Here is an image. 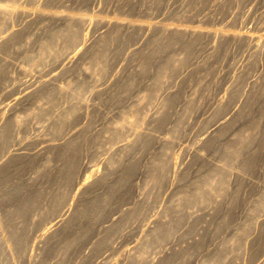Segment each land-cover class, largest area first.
Listing matches in <instances>:
<instances>
[{
    "label": "rangeland",
    "instance_id": "rangeland-1",
    "mask_svg": "<svg viewBox=\"0 0 264 264\" xmlns=\"http://www.w3.org/2000/svg\"><path fill=\"white\" fill-rule=\"evenodd\" d=\"M0 9V264H264V0Z\"/></svg>",
    "mask_w": 264,
    "mask_h": 264
},
{
    "label": "bare ground",
    "instance_id": "bare-ground-1",
    "mask_svg": "<svg viewBox=\"0 0 264 264\" xmlns=\"http://www.w3.org/2000/svg\"><path fill=\"white\" fill-rule=\"evenodd\" d=\"M8 6H9L8 11H11L10 14L12 15V12H14V7H13L12 5H10V4H9ZM0 10H1V9H0ZM20 10H22V9H20ZM5 12H6V11H5ZM11 15H10V16H11ZM2 16H3V15H2ZM12 18H13V17H12ZM4 19H5V17H4ZM9 22H10V21H9ZM27 22H28V21H27ZM1 23H2V22H1ZM5 23H6V22H5ZM7 24H8V23H7ZM80 24H81V23H80ZM73 25H74V24H73ZM11 26H12V25H11ZM72 27H73V26H72ZM72 27H71V28H72ZM68 28H69V27H68ZM71 28H70V29H71ZM78 28H79V27H77V29H78ZM179 29H180V28H179ZM179 29L177 28L176 32L178 31V32H180V34L183 33V32L185 31V30H179ZM16 30H17V29H16ZM68 30H69V29H68ZM78 30H79V29H78ZM109 30H110V29H109ZM109 30H108V31H109ZM111 30H112V29H111ZM73 31H74V30H73ZM181 31H183V32H181ZM14 32H15V31H14ZM75 32H76V29H75ZM186 32H187V31H186ZM196 32H197L196 30H193V31H192V33H194V34H195ZM11 33H12V32H11ZM72 33H73V32H72ZM78 33H79V32H78ZM244 33H245V32H244ZM75 34H76V33H75ZM183 34H184V33H183ZM244 35H245V34H244ZM9 36H11V35L8 34V35H6V36H3V37L1 38L2 41H3V40H6ZM73 36H74V35H73ZM77 36H78L79 39L83 38V40H84V38H85V34L83 33L82 29H81L79 35L77 34ZM170 36H171V35H170ZM233 36L238 38V37H240V36H243V33L235 32V33L233 34ZM247 36H249V35H247ZM9 38H10V37H9ZM48 38H49V37H48ZM174 38H176V36H175ZM179 38H180V37H179ZM72 39H73V38H72ZM75 39H76V38H74V40H72V42L75 41ZM44 40H46V39H44ZM52 40H53V39H52ZM52 40H50V41H52ZM83 40H82V41H83ZM193 40H194V39H193ZM191 41H192V40H191ZM194 41H195V40H194ZM0 42H1V40H0ZM3 42H5V41H3ZM46 42H47V40H46ZM77 42H79V41H77ZM80 42H81V41H80ZM84 42H85V41H84ZM175 42H176V41H175ZM51 43H52V42H51ZM51 43H50V44H51ZM82 43H83V42H82ZM172 43H173V42H172ZM43 44H44V43H43ZM167 44H168V43H167ZM44 45H46V44H44ZM69 45H70V44H69ZM77 45H78V43H76V46H77ZM258 45H259V44H258ZM258 45H257V46H258ZM263 45H264V44H263ZM46 46H47V47L45 48V50H44V49L42 50V51H43V52H42L43 54L41 53V56H42V55H45V54H48V53H49V55H50V54H54V56H60V55H61V54L58 53V51H57V52L54 51V53H52V52H51V49H50V47H49L50 45H49V46L46 45ZM51 46H52V45H51ZM70 46H72V45H70ZM83 46H84V45H83ZM90 46H91V45H90ZM85 47H86V44H85ZM91 47H93V46H91ZM51 48H52V47H51ZM189 48H190V47H189ZM257 48H259V47H257ZM261 48H262V47H261ZM83 49H85V48H83ZM83 49H82V50H83ZM96 49L98 50V48H96ZM59 50L63 51L64 49H63V50H62V49H59ZM85 50H86V49H85ZM89 50H90V49H89ZM91 50H92V49H91ZM93 50H94V49H93ZM2 51H3V50H2ZM61 51H60V52H61ZM65 51H66V50H65ZM93 52H94V51H93ZM98 53H99V52H98ZM64 54H65V53H64ZM92 54H93V53H92ZM100 54H101V53H100ZM45 56H46V55H45ZM61 56H62V55H61ZM61 56L59 57L60 59H61ZM63 57H65V56H63ZM75 57H76V55H75V56H72L71 58L74 59ZM48 58H49V57H48ZM58 61H59V60H58ZM62 61H63V60H62ZM71 61H72V60H71ZM71 61H70V63H71ZM73 61H74V60H73ZM73 61H72V63H73ZM42 62H43V61H42ZM46 63H47V62H46ZM70 65H71V64H70ZM70 65H69V64L67 65V64L65 63L63 66L66 68V67H69ZM0 67H1V66H0ZM30 80H31V79H30ZM33 82H34V81H33ZM46 82H47V81H46ZM43 83H44V82H43ZM43 83H42V85H43ZM36 89H37V88H36ZM47 89H48V88H47ZM47 89H46V90H47ZM33 94H34V93H33ZM48 97H49V96H48ZM67 97H68V96H67ZM73 99H74V98H73ZM167 99H168V98H167ZM68 100H69V99H68ZM62 103H63V102H62ZM73 103H74V102H73ZM63 104H64V103H63ZM222 104H223V103H222ZM72 105H73V104H72ZM220 105H221V104H220ZM55 107H57V106H55ZM68 107H69V106H68ZM73 107H74V106H73ZM10 108H11V107H10ZM71 108H72V107H71ZM74 109H75V107H74ZM165 109H166V108H165ZM67 110H69V109H67ZM65 112H66V111H65ZM58 113H59V112H58ZM63 113H64V112H63ZM4 117H5V116H4ZM154 117H155V116H154ZM6 118H7V117H6ZM6 118H5V119H6ZM57 118H58V117H57ZM62 118H63V117H62ZM62 118H60V119H62ZM58 119H59V118H58ZM157 119H158V118H157ZM0 120H1V119H0ZM153 120H154V119H153ZM3 121H4V120H3ZM7 121H8V120H7ZM56 121H57V120H56ZM62 121H64V120H61V122H62ZM5 123H6V122H5ZM139 123H140V122H139ZM135 124H136V122H135ZM1 125H2V124H1ZM16 125H17V124H16ZM2 128H3V127H2ZM9 128H11V127H9ZM5 131H6V130H5ZM5 131H4V132H5ZM1 133H3V132L1 131ZM1 133H0V134H1ZM9 133H12V132H9ZM144 134H145V133H144ZM4 135H5V134H4ZM2 137H3V136H2ZM6 139H7V138H6ZM81 139H82V138H81ZM135 139H136V138H135ZM9 140H10V137H9ZM66 140H67V139H66ZM72 140H73V139H72ZM134 141H135V140H134ZM134 141H133V142H134ZM77 142H78V141H77ZM136 143L138 144V142H136ZM143 143H145V142H143ZM143 143H142V144H143ZM5 144H6V143H5ZM67 144H68V143H67ZM140 144H141V143H140ZM132 145H133V144H132ZM143 145H144V144H143ZM138 146H139V145H138ZM1 147H2V146H1ZM5 148H6V147H5ZM9 148H10V147H9ZM3 149H4V148H3ZM3 149H2V150H3ZM6 149H7V148H6ZM4 150H5V149H4ZM144 150H145V149H144ZM5 151H6V150H5ZM15 154H16V153H15ZM11 156H12V154H11ZM65 159H66V158H65ZM2 165H3V164H2ZM63 166H64V165H63ZM0 168H1V167H0ZM70 169H71V168H70ZM61 171H62V170H61ZM154 171H155V170H154ZM89 172H90V171H89ZM95 174H96V173H95ZM98 175H99V174H98ZM88 177H89V176H88ZM91 177H92V176H91ZM96 177L99 178V176H96ZM220 177H221V176H220ZM92 179H93V178H92ZM94 179H95V178H94ZM217 181H218V179H216V182H217ZM226 181H227V180H226ZM88 182H89V181H88ZM94 182H95V181H94ZM218 182H219V181H218ZM85 184L87 185V181H84L82 185H85ZM87 186H88V185H87ZM87 186L85 187V189L87 188ZM91 186H92V185H91ZM81 188H82V187H81ZM90 188H91V187H90ZM82 189H84V188H82ZM225 189H226V188H225ZM217 190H218V189H217ZM82 191H83V190H82ZM86 194H87V193H86ZM216 195H217V194H216ZM222 195H223V194H222ZM36 196H37V194H36ZM42 196H43V195H42ZM79 196H80V195H79ZM82 196H83V195H82ZM38 197H40V196L38 195ZM28 198H29V196H28ZM31 198H32V197H31ZM45 199H46V197H45ZM45 199H44V200H45ZM29 200H30V199H29ZM32 201H33V200H32ZM28 202H31V201H28ZM34 202H35V201H34ZM83 202H84V201H83ZM25 203H26V202H25ZM41 203H42V202H41ZM21 204H22V202H21ZM29 204H30V203H29ZM29 204H27V205H29ZM34 204H35V203H34ZM81 205H82V204H81ZM83 206H84V204H83ZM33 207H34V206H33ZM72 207H73V206H72ZM92 207H93V206H92ZM75 208H77V207L75 206ZM75 208H73V209H75ZM81 208H82V207H81ZM83 208H84V207H83ZM26 209H27V208H26ZM77 209H79V208H77ZM92 210H93V209H92ZM18 211H19V209H18ZM70 211H71V210H70ZM80 211H81V210H80ZM85 211H87V210H85ZM21 212H23V211H21ZM78 212H79V211H78ZM77 214H78V213H77ZM80 215H81V214H80ZM129 215H130V214H129ZM17 216H18V215H17ZM59 216H60V215H59ZM59 216H58V217H59ZM83 216H84V215H83ZM133 216H134V215H133ZM42 217H44V216H42ZM46 217H48V216H46ZM53 217H54V216H53ZM58 217H56V218H58ZM71 217H72V216H71ZM124 217H125V216H124ZM129 217H130V216H129ZM129 217L127 216V218H129ZM51 218H52V217H51ZM65 219H66V217H61L60 219H58V220H56V221H53V223L51 224V226H49L48 228H47V226H46L47 229H46V231H44V235H48V234H50V233H51V234H55L56 232H58V229L60 230V226H61L62 224H64V223H63L64 221H66ZM71 219H72V218H71ZM2 220H3V218H2ZM2 220H0V221H2ZM45 220L47 221V218H46ZM49 220H50V219H49ZM54 220H55V219H54ZM68 220H69V219H68ZM120 220H121V219H120ZM6 221H7V220H6ZM16 221H17V220H16ZM70 221H71V220H70ZM121 221H122V220H121ZM166 221H167V220H166ZM172 221H173V220H172ZM172 221H171V222H172ZM8 222H9V221H8ZM127 222H128V221H127ZM71 223H72V222H71ZM119 223H121V222H119ZM124 223H125V222H124ZM167 223H168V222H167ZM172 223H173V222H172ZM155 224H156V223H155ZM3 225H4V224H3ZM7 225H8V224H7ZM122 225H123V224H122ZM17 226H18V225H17ZM116 226H117V225H116ZM116 226H115V227H116ZM154 226H155V225H154ZM156 226H157V225H156ZM158 226H159V224H158ZM160 226H161V225H160ZM160 226H159V227H160ZM171 226H172V225H171ZM3 227H4V226H3ZM5 227H6V226H5ZM119 227H120V226H119ZM1 228H2V227H1ZM7 228H8V227H7ZM15 228H16V227H15ZM156 228H157V227H156ZM156 228L154 227V229H151L150 232L148 231L149 234H147L146 236H148L150 239L152 238L153 235L156 236V235H155V234H156V230H157ZM3 229H4V228H3ZM8 229H9V228H8ZM115 229H117V228H115ZM118 229H119V228H118ZM162 229H163V228H162ZM5 230H6V229H5ZM10 230H11V229H10ZM10 230H9V231H10ZM1 231H2V230H1ZM13 231H14V230H13ZM10 232H11V231H10ZM59 232H60V231H59ZM65 232H66V231H65ZM79 232H80V231H79ZM3 233H4V232H3ZM15 233H16V232H15ZM109 233H110V232H109ZM112 233H113V231H112ZM162 233H163V232H161V234H162ZM0 234L2 235V232H1ZM16 234H17V233H16ZM11 235H12V234H11ZM55 235H56V234H55ZM57 235H58V234H57ZM157 235H158V234H157ZM5 236H6V235H5ZM154 236H153V237H154ZM161 236H162V235H161ZM161 236H158V237L161 238ZM15 237H17V236H15ZM15 237H14V238H15ZM44 237H46V236H44ZM52 237H53V236H52ZM61 238H62V236H61ZM1 239L3 240V238H1ZM10 239H11V238H9V241H10ZM46 239H47V238H46ZM6 240H7V239H6ZM17 240H18V239H17ZM41 240H42V239H41ZM73 240H74V239H73ZM146 240H147V238H146ZM11 241H12V240H11ZM7 242H8V240H7ZM19 242H20V241H19ZM47 242H48V241H47ZM55 242H56V241H55ZM101 242H102V241H101ZM144 242H145V241H144ZM152 242H153V241H152ZM155 242H156V241H155ZM10 243H11V242H10ZM15 243H16V239H15ZM15 243L13 242V245H14ZM17 243H18V242H17ZM53 243H54V242H53ZM7 244H8V243H7ZM49 244H50V243H49ZM95 244H96V242H95ZM11 245H12V244H11ZM11 245H10V246H11ZM42 245H43V244H42ZM61 245H62V242H61ZM0 246H1V245H0ZM20 246H21V244H20ZM95 246H96V245H95ZM97 246H98V245H97ZM148 246H149V244H148ZM11 247H12V246H11ZM11 247H10V248H11ZM3 248H4V247H3ZM15 248H16V247H15ZM66 248H67V247H66ZM8 249H9V248H8ZM12 249H13V248H12ZM49 249H50V248H49ZM60 249H61V248H60ZM60 249H59V250H60ZM68 249H69V248H68ZM57 250H58V249H57ZM64 250H65V249H64ZM70 250H71V249H70ZM70 250H69V251H70ZM0 251H1V248H0ZM7 251L9 252V250H7ZM11 251H12V250H10V252H11ZM16 251H17V248H16ZM12 252H13V251H12ZM42 252H43V251H42ZM6 253H7V252H6ZM44 254H45V253H44ZM67 254H68V251H67ZM184 254H185V253H184ZM17 255H18V254H17ZM50 256H51V255H50ZM169 256H170V255H169ZM3 257H4V256H3ZM5 258H6V257H5ZM65 258H66V257H65ZM151 258H152V257H151ZM164 258H165V257H164ZM6 259H7V258H6ZM152 259H153V258H152ZM7 260L9 261V259H7ZM10 261H11V260H10ZM166 261H168V260H166ZM170 262H171V261H170ZM6 263H7V262H6ZM10 263H11V262H10ZM55 263H56V262H55ZM4 264H5V263H4ZM144 264H145V263H144ZM162 264H163V263H162Z\"/></svg>",
    "mask_w": 264,
    "mask_h": 264
}]
</instances>
